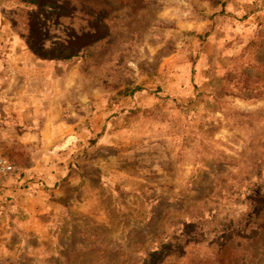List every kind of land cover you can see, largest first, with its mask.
Listing matches in <instances>:
<instances>
[{"label":"rangeland","instance_id":"rangeland-1","mask_svg":"<svg viewBox=\"0 0 264 264\" xmlns=\"http://www.w3.org/2000/svg\"><path fill=\"white\" fill-rule=\"evenodd\" d=\"M23 85L40 139L0 156L62 195L0 264H264V0H0Z\"/></svg>","mask_w":264,"mask_h":264},{"label":"crops","instance_id":"crops-1","mask_svg":"<svg viewBox=\"0 0 264 264\" xmlns=\"http://www.w3.org/2000/svg\"><path fill=\"white\" fill-rule=\"evenodd\" d=\"M24 53L28 54L25 51ZM42 96L46 98L45 95ZM34 97L37 98L39 95L34 96L29 93L25 85L0 87V151L14 141L26 146L40 139L38 129L34 130L32 126L40 116V112L35 110L41 109L43 101L34 100ZM11 124L15 126H10ZM31 171L37 173L36 170L30 169ZM28 179L30 176H27L25 180ZM25 180L20 182L12 180L5 184L6 188L0 195V231L15 228L19 217L28 218L31 221L38 213L47 211L48 192L50 197L54 196L57 200L62 195L59 188H49L50 181L46 180V184L38 185L34 181Z\"/></svg>","mask_w":264,"mask_h":264},{"label":"built area","instance_id":"built-area-1","mask_svg":"<svg viewBox=\"0 0 264 264\" xmlns=\"http://www.w3.org/2000/svg\"><path fill=\"white\" fill-rule=\"evenodd\" d=\"M18 176V169L5 157L0 156V190L4 184Z\"/></svg>","mask_w":264,"mask_h":264}]
</instances>
